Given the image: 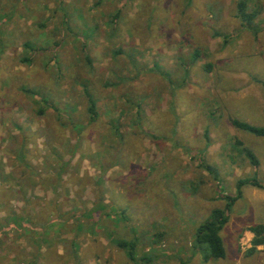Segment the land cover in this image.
Returning a JSON list of instances; mask_svg holds the SVG:
<instances>
[{"label": "rangeland", "instance_id": "rangeland-1", "mask_svg": "<svg viewBox=\"0 0 264 264\" xmlns=\"http://www.w3.org/2000/svg\"><path fill=\"white\" fill-rule=\"evenodd\" d=\"M240 1L0 0V264H264L250 183L225 256L196 242L264 183V137L231 123L264 127V0L249 25Z\"/></svg>", "mask_w": 264, "mask_h": 264}, {"label": "trees", "instance_id": "trees-1", "mask_svg": "<svg viewBox=\"0 0 264 264\" xmlns=\"http://www.w3.org/2000/svg\"><path fill=\"white\" fill-rule=\"evenodd\" d=\"M246 2L241 0L238 3V15L240 19L246 23V25H249L253 19V16L255 15L254 13H247L246 10ZM28 57L23 59V61H28ZM28 92H34L32 90H27ZM85 93L89 96L90 99V107L89 111L91 113L96 114L95 111V106L96 103L90 93L85 90ZM33 94V93H32ZM231 123L235 127L246 130L256 136H261L264 137V127L263 126H256V125H251L246 122L240 121L237 118H231ZM19 155L20 157L23 156V149L19 148ZM246 155L249 157L250 163L254 166H257L259 161L257 157L254 155V153L249 150L248 148L246 149ZM27 167L30 168L26 164ZM26 167V168H27ZM246 183L253 184L257 187H260L264 189V183L259 182L257 179L253 178L252 180H246V179H238L237 180V192L233 196H226V202L223 207L221 208H215L211 211L210 215L202 222L199 224V226L196 229V242L199 244H205L206 245V253L204 254V259L208 260L210 258H223L225 256V249L223 246L222 238L220 236V230L221 228L227 223L228 218H229V211L231 209L232 204L234 201L240 197L243 196V191H242V186ZM22 215L16 214L13 215L11 220L14 222V225H16L15 221L20 219ZM23 222H25V227L31 226L29 221H25V218L22 219ZM12 225H6V226H1L0 225V238L3 236L1 233L3 230L7 231ZM37 229V228H36ZM249 231L252 232L253 238L251 239V251H256L258 245H264V224L258 223L253 226H250ZM9 231V230H8ZM117 245L127 249V255L130 259H134L132 249L130 247L129 242L125 241L124 239H119L117 241Z\"/></svg>", "mask_w": 264, "mask_h": 264}]
</instances>
